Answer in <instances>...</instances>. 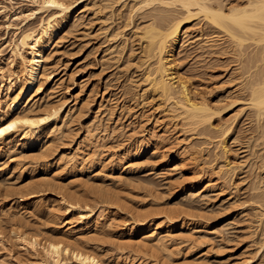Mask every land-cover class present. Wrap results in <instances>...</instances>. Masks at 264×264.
Returning <instances> with one entry per match:
<instances>
[{
    "label": "bare ground",
    "instance_id": "1",
    "mask_svg": "<svg viewBox=\"0 0 264 264\" xmlns=\"http://www.w3.org/2000/svg\"><path fill=\"white\" fill-rule=\"evenodd\" d=\"M28 1L37 5L38 11L50 14L34 29L16 27L9 42L10 60L0 69V128L18 121L11 132L0 136V161L6 159L10 165L7 173L14 175L15 183H20L11 185L10 177L11 184L2 182L6 184L2 199L15 198L16 201L15 209L12 206L15 211L0 210L2 248L10 240L19 251L42 264H106L92 247L102 232L117 230L119 236L126 237L130 243L137 240L130 245L139 248L143 255L156 256L150 264H157V256L166 264H173V257L181 249L193 250L203 244L197 239L220 237L216 227L226 223L234 213V208H223L224 213L218 217H205L168 209L157 215L144 216L145 213L140 218L131 214L128 219L120 220L126 207L125 203L118 202L117 194L103 193L104 189L102 193L97 190L99 194L88 190L86 180L83 181L85 177L97 176L103 182L122 183L123 173L142 166L144 162L141 163L140 158L147 155L150 146L146 139L139 137L131 147L108 153L100 149V136L89 131L84 141L73 149L64 143L60 145L72 129V107L67 101L56 99L58 93L54 91L45 101H36V94L46 91L53 80L52 73L47 72V52L61 37L63 28L79 26L83 10L87 9L95 14L107 11L104 19L111 21L107 29L112 28L109 39L113 45L122 47L120 53L110 47L108 54L121 55L128 49V62L140 63L137 69L141 92L164 107L166 127L172 121L180 124L185 138L175 140L182 151L176 162L179 169H184L186 157L183 155L193 158L201 168V174L190 180L169 185L172 196L187 194L197 199L213 188L223 193L234 186L238 171L247 167L245 157L253 150L245 146L239 148L238 154H232L230 141H236L234 130L239 114L245 111L250 114L261 153L256 156L254 152L257 162L252 167L248 186L250 199L243 205L244 210L251 209L254 213L252 220L251 217L245 219L254 226V231L246 234L249 255L241 258V264H252L264 245V241L260 244L257 241L259 229L264 225V113L253 107L259 103L264 89V23L258 15L250 18L257 10L247 8V4L257 3V0L236 4L230 0H56L63 8L45 7L47 0ZM123 18L124 24H116ZM218 34L232 43L234 48L230 53L240 66L239 85L246 93L241 111L237 108L242 98L223 95L216 102L208 100L207 94L193 87L191 77L182 72L183 59L190 58V55L184 56L187 51L194 49L223 57L228 54L230 46H223L216 39ZM128 35L141 44L140 57L134 43L127 40ZM153 134L150 138L156 141ZM158 156L163 162L165 155ZM69 175L72 181L68 185L78 186V190L61 184V177ZM204 176L208 180L205 183ZM84 187L86 190L81 192L80 188ZM23 213L31 218L26 219ZM7 217L11 224L6 234L7 221L3 223V219ZM134 259L130 262L129 257L122 260L120 257L121 261L117 259L116 264H143L138 260L133 263ZM198 260L194 258L192 264ZM219 262L231 264L226 260Z\"/></svg>",
    "mask_w": 264,
    "mask_h": 264
},
{
    "label": "rangeland",
    "instance_id": "2",
    "mask_svg": "<svg viewBox=\"0 0 264 264\" xmlns=\"http://www.w3.org/2000/svg\"><path fill=\"white\" fill-rule=\"evenodd\" d=\"M241 1L245 0H230L229 2L236 4ZM49 14V12L38 11V6L28 0H0V69L4 67L6 61L10 60L9 42L13 38L16 27L20 29H25L26 27L34 29L45 21ZM106 14L107 11L95 14L85 9L83 10V18L77 28H63L64 30H61V37L46 54L49 58L47 72L52 73L53 80L48 85L46 91L36 94V101H40V103L45 101L48 95L54 91L58 93L56 99L67 101L69 106L72 107L74 119L71 125L72 129L70 130L71 132L69 131L70 134L67 135L68 138L64 139L63 142L61 141L60 145L64 143V145H70V148L73 149L76 147V144H81L84 141V137L87 136L88 131L91 134L98 135V137L100 136V149L103 148L102 150L108 153L115 152L116 150L121 152L131 147L134 142H137L139 137L149 142L150 148L147 155L145 154V156L140 158V162L144 163L133 172L127 171L123 173L122 183L120 182L117 185V183L110 181L103 182L97 176L85 177L83 180H86L88 190H91L93 193V190L98 194L97 190L100 193L105 190L103 193L107 192L113 196L117 194L116 196L121 199L120 201L117 199L118 202L121 205L125 203L124 206L126 207H122L124 209L123 218L118 219L126 220L131 214L135 217L139 215L140 218L145 213L144 216L149 214L157 215L168 209H173L176 213L184 210L191 216L197 214L204 215L205 217H218L224 213V209L234 208V213L229 220L216 227L217 232H219V239H207L208 241L204 238L197 239L199 242L202 241L201 243L204 245L202 244V247L199 246L193 250L188 249L189 251L181 249V252L173 257V264H192L194 258L199 259L196 264H220L219 261L222 260H226L231 264H241V258L249 255L247 247L248 239L246 240L248 236L246 234L254 231V226L251 223L245 222L246 218L251 217L252 220L254 213L251 212V209L246 208L244 210L246 206L243 205L250 199L248 186L252 178V167L257 162L254 159L255 155L257 156L261 153L259 150L261 148L259 144L261 143L259 141L256 142V127L251 122L250 114L246 111L242 112V115L241 113L239 114L240 118L238 117L234 130L236 141H230L232 154H238L240 152L239 148L245 146L253 150L252 153H249L245 157L247 167L241 168L235 176L234 186L236 187L233 186L232 190L229 188V191L223 192L225 194L219 193L217 188H213V190H208L204 196L197 199H192L187 194L172 196L168 190L169 185L175 184L177 181L190 180L193 176L201 174V168L198 167L197 162L193 158L187 159L186 155H183V158L186 157L183 172L177 166L176 162L181 158L180 152H182L177 142L185 138L184 134H182L181 126L172 121L173 123L170 122V125L166 127L168 120L164 118V107L159 105L157 101L148 98L147 94L141 92V77L137 69L140 63L136 60L128 62V49H125L123 54H118L122 51V47L121 45H113L112 40L109 39L112 28L107 29L111 21H105L104 18L106 16L104 17V15ZM107 17H110V15ZM123 20L124 18L116 21V24H124ZM218 36L216 39L223 46H230L227 49L228 54L226 53V56L223 57V55L210 56L203 51H196L194 49L187 51L184 53V56L187 54L190 55V58L183 59L182 72H186L189 78L191 77L193 87H197L198 90L207 94L205 96L208 100L216 102L223 95H231L234 99L242 98L241 101L244 102L246 93L241 91L239 85L240 66L238 62H235L236 59L233 53L232 55L230 53L234 46L223 34H218ZM127 40L134 43L136 54L139 53L140 57L141 44L138 43L137 39L131 38L130 35L127 36ZM110 47L114 48L113 51L115 50L118 53H115L116 55L114 54L113 56L108 54ZM119 57L120 60L118 59ZM56 99L55 101H57ZM242 104L244 103H241L237 108L239 111L243 107ZM232 114L227 117L229 118ZM227 117L226 119H228ZM133 128H136L135 133L133 132ZM167 130L169 132H166ZM152 134L156 135V141H159V145L150 138ZM161 136L163 140L160 139L162 138ZM254 152H256L255 155ZM160 153L165 155L162 159L163 162L159 161V159L161 160L158 156ZM239 157H241V154ZM240 159L242 160V158ZM2 161H0V210L2 209L1 211L3 212L4 210L6 212L15 211V198H8L9 201L7 199L4 200L5 198L2 199L4 197V186H6L3 183L5 181L8 182L10 178L9 181L12 184L8 183L11 185L16 186L20 183H15L17 181L14 175L10 176L11 174H8L10 165L7 164L6 159ZM8 177L10 178L8 179ZM205 177H203V183L208 181ZM63 178L61 177L62 185H67L68 188L72 187L74 190L79 189L78 186L74 188V185H68L72 181L71 175L69 177L64 176ZM80 189L83 192L86 190V187ZM12 206L14 209H12ZM23 215L26 219L31 218L27 213H23ZM3 220V223L7 221L5 223L6 227L3 224L4 229H9L11 224L10 219L7 217ZM263 228L264 225L259 229L260 232L257 238L259 244L260 241H264ZM105 231V233L102 232L97 237L98 239L96 238L95 247L93 246L92 248H95L94 250L101 255L106 264H116V260H120V257L121 260L129 257L128 261L130 262L135 258L133 263H136L138 260L143 262V264H150L153 259H156V256L152 258L150 255H143L136 246V248H134V245L132 247L131 245L133 243L136 244L137 240L131 242V244L126 237L119 236L117 230ZM57 236L56 238L59 237ZM255 258L252 264H264V245ZM0 262L2 264H42L19 251L10 240L6 242L3 248L0 245ZM158 263H165L161 256H157ZM169 264L172 263L170 262Z\"/></svg>",
    "mask_w": 264,
    "mask_h": 264
},
{
    "label": "snow or ice",
    "instance_id": "3",
    "mask_svg": "<svg viewBox=\"0 0 264 264\" xmlns=\"http://www.w3.org/2000/svg\"><path fill=\"white\" fill-rule=\"evenodd\" d=\"M45 7L63 8L64 5L61 3H57L56 0H47ZM247 8L257 10V12L253 13L250 18L255 19V17L258 15L260 17L261 22L264 23V0H257V3H249L247 4ZM260 95L261 98L259 100V103L253 105V107H257L261 113H264V89L261 90ZM238 103H243V101H238ZM249 103L252 104L251 101H249ZM16 123H18V121H13L12 123H9L6 127L0 128V136L4 135L5 132H11ZM22 123H31V122L23 121ZM0 264H2V262H0ZM93 264H95V262H93Z\"/></svg>",
    "mask_w": 264,
    "mask_h": 264
}]
</instances>
